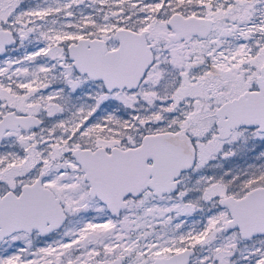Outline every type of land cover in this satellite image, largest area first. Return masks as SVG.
<instances>
[{"label":"snow or ice","instance_id":"snow-or-ice-1","mask_svg":"<svg viewBox=\"0 0 264 264\" xmlns=\"http://www.w3.org/2000/svg\"><path fill=\"white\" fill-rule=\"evenodd\" d=\"M0 264H264V0H0Z\"/></svg>","mask_w":264,"mask_h":264}]
</instances>
